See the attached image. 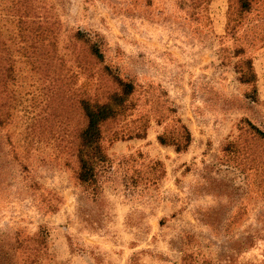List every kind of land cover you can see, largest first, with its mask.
I'll use <instances>...</instances> for the list:
<instances>
[{
  "label": "rangeland",
  "instance_id": "374dc122",
  "mask_svg": "<svg viewBox=\"0 0 264 264\" xmlns=\"http://www.w3.org/2000/svg\"><path fill=\"white\" fill-rule=\"evenodd\" d=\"M248 1L0 0V264H264V0ZM116 79L133 92L82 184L81 101ZM181 126L185 151L158 143Z\"/></svg>",
  "mask_w": 264,
  "mask_h": 264
},
{
  "label": "trees",
  "instance_id": "16d2710c",
  "mask_svg": "<svg viewBox=\"0 0 264 264\" xmlns=\"http://www.w3.org/2000/svg\"><path fill=\"white\" fill-rule=\"evenodd\" d=\"M240 7L246 11L249 9L248 0H239ZM91 52L98 60L102 59V54L96 46H92ZM250 70V64L248 63ZM252 73L242 75L240 80L249 83L252 79ZM120 88V93H114L108 101L103 104L89 103L81 101V109L85 117V127L78 134L77 161L78 171L77 178L82 184L95 183L97 173L103 170L106 163V156L101 148V126L107 121H111L119 116L125 110V100L132 94L133 86L131 83L123 82L116 79ZM2 115H0V126H2ZM250 126V125H249ZM182 132L173 137L169 134H161L157 137L160 145H171L176 152L185 151L191 141L188 130L181 126ZM255 135L264 140V132L251 125ZM2 173H0V178Z\"/></svg>",
  "mask_w": 264,
  "mask_h": 264
}]
</instances>
